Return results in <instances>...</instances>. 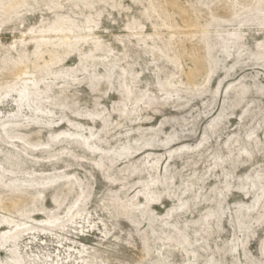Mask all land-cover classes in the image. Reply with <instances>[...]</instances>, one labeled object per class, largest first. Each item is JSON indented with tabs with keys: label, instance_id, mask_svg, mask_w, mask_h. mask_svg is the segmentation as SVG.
<instances>
[{
	"label": "rangeland",
	"instance_id": "1",
	"mask_svg": "<svg viewBox=\"0 0 264 264\" xmlns=\"http://www.w3.org/2000/svg\"><path fill=\"white\" fill-rule=\"evenodd\" d=\"M0 264H264V0H0Z\"/></svg>",
	"mask_w": 264,
	"mask_h": 264
}]
</instances>
